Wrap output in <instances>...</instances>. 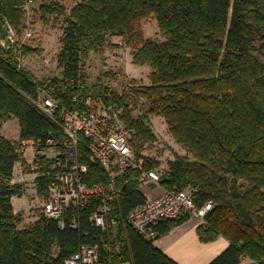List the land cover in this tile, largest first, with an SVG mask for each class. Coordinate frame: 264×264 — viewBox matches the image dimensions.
Returning <instances> with one entry per match:
<instances>
[{
  "label": "trees",
  "instance_id": "obj_1",
  "mask_svg": "<svg viewBox=\"0 0 264 264\" xmlns=\"http://www.w3.org/2000/svg\"><path fill=\"white\" fill-rule=\"evenodd\" d=\"M25 3L0 0V14L19 29ZM40 9L43 15L64 12L58 3H44ZM149 16L156 19L163 41L143 40L134 31V22ZM128 33L137 35L131 43L133 63L152 69L148 84L133 81L130 89L147 109L134 118L126 93L104 90L101 99L107 106L125 107L122 117L135 131L136 152L155 140L146 123L152 115L165 120L185 150L168 162L161 184L192 191L198 205L213 200L197 234L203 242L223 236L229 245L209 264H239L243 257L264 264V0H81L68 14L58 56L63 89L53 90L64 107L75 106L67 79L87 47L98 45L105 35ZM35 85L18 67L13 51L0 45V264H63L81 243L101 238L105 245L99 264H179L129 227L122 235L124 216L146 198L138 172L118 180L120 201L106 232L89 223L92 208L81 212L77 228H60L43 213L27 227H18L21 216L12 197L21 196L23 186L12 178L16 162L22 161V142L60 136V127L26 97ZM12 118L19 123L20 143L2 133L3 123ZM79 148L80 160L88 165L86 181L106 182L105 170L89 160L83 145ZM154 163L149 159L146 164ZM47 170L36 177L41 194ZM185 220L161 222L157 238Z\"/></svg>",
  "mask_w": 264,
  "mask_h": 264
},
{
  "label": "built area",
  "instance_id": "obj_2",
  "mask_svg": "<svg viewBox=\"0 0 264 264\" xmlns=\"http://www.w3.org/2000/svg\"><path fill=\"white\" fill-rule=\"evenodd\" d=\"M7 36L13 41L12 31ZM81 62L80 57L76 72L71 78H66L71 102L75 104L73 108L64 107L47 82L36 83L34 93L26 95L35 108L60 127V136H51L45 142L37 139L23 144L32 142L35 147L31 170L40 174L42 169H48L43 215L56 220L60 228H77L81 212L92 208L89 223L106 232L110 227L109 216L120 201L118 180L129 172H138L140 184L158 185L166 169L147 166L146 159L136 152L132 144L135 131L123 119L121 110L107 106L100 97L87 96L85 101L82 100ZM81 145L88 152L89 160L105 170L108 175L106 182L90 184L86 181L88 165L80 160ZM212 207L211 198L198 205L192 191L165 188L160 194L146 197L130 209L123 218L122 235L125 236L129 227L143 240L154 242L161 222L188 217L204 224ZM117 239L116 249H119ZM103 241L101 238L81 243L63 264H99L103 256L101 247L105 245ZM250 264L262 263L251 260Z\"/></svg>",
  "mask_w": 264,
  "mask_h": 264
},
{
  "label": "rangeland",
  "instance_id": "obj_3",
  "mask_svg": "<svg viewBox=\"0 0 264 264\" xmlns=\"http://www.w3.org/2000/svg\"><path fill=\"white\" fill-rule=\"evenodd\" d=\"M80 1L26 0L24 18L19 29L7 16L3 17L0 14V45L13 51L20 70L28 73L36 83L47 82L51 84V87H57L55 89H63L61 87L63 85L61 80L64 79L63 67L59 64L58 56L64 46L66 19L72 7ZM44 3H58L63 6L64 12L59 15H43L40 6ZM133 26L134 31L139 32L143 40L150 38L163 41L165 39L153 16L136 20ZM11 31L14 34L13 41H10L7 36V33ZM136 36V33L105 35L104 40L98 45H90L84 53L81 52L84 86L80 94L83 101L87 96H96L101 99L99 93L104 90L119 95L126 93L128 97H126L125 104L130 109L131 117L137 118L144 115L147 105L142 99L130 94V89L134 85L133 81L140 85L148 84L152 69L148 65H138L132 61L131 43L137 40ZM138 44L140 45V42ZM54 80L56 81L53 85ZM112 107L121 110L122 114L125 109L124 106ZM146 123L154 133L155 140L144 143L137 153L141 154L146 161L150 159L158 162L150 166L166 169L168 162L175 156L186 154L185 150L170 135L168 126L162 117L148 116ZM10 124H12L10 134L6 132L7 129L4 133L12 139L15 137L16 126L13 122ZM23 147L22 170L33 173L31 165L34 163L35 147L32 142H27L26 145L22 143L20 150ZM31 177L29 175L28 180L24 182L22 195L14 198L15 212L21 216L18 223L19 228L27 227L42 214L45 195L38 191ZM154 186L161 187L162 184L160 182ZM140 187L144 193L149 194L148 185L142 183ZM187 219L191 218L187 217Z\"/></svg>",
  "mask_w": 264,
  "mask_h": 264
},
{
  "label": "crops",
  "instance_id": "obj_4",
  "mask_svg": "<svg viewBox=\"0 0 264 264\" xmlns=\"http://www.w3.org/2000/svg\"><path fill=\"white\" fill-rule=\"evenodd\" d=\"M10 122H13V124L16 126V132L14 135L15 137L12 139H10V137L6 133H4V130L7 129L6 132L10 134V129L12 127V124H10ZM2 133L12 142H21L19 123L16 119H11L4 122L2 125ZM20 151L21 153H24V147ZM29 175L32 176L31 178H33L35 182L34 184L36 185V177L39 175V173L24 172L22 170V161L16 162L13 169L12 183H19L24 188V182L28 180ZM141 184L139 185L140 190ZM146 185H148L147 188L149 194L144 193L141 190L146 197L156 196L165 189L163 186L158 187L151 184ZM14 198L15 196L12 197L13 208ZM198 225L199 224L196 219H187L184 222L171 228L163 236L157 238L154 241V244L158 248H160L167 256H169L179 264H209L215 257H217L228 247L229 242L223 236H219L216 240L211 242L201 241L197 234ZM250 261L251 259L243 257L240 260L239 264H250Z\"/></svg>",
  "mask_w": 264,
  "mask_h": 264
}]
</instances>
